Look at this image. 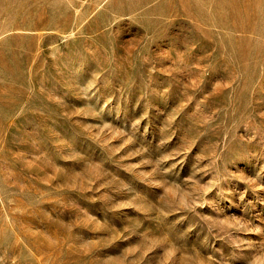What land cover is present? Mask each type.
<instances>
[{
  "label": "rangeland",
  "instance_id": "374dc122",
  "mask_svg": "<svg viewBox=\"0 0 264 264\" xmlns=\"http://www.w3.org/2000/svg\"><path fill=\"white\" fill-rule=\"evenodd\" d=\"M0 264H264V0H0Z\"/></svg>",
  "mask_w": 264,
  "mask_h": 264
}]
</instances>
